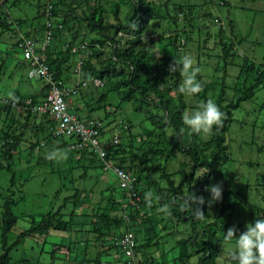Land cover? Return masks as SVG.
<instances>
[{
	"label": "trees",
	"instance_id": "trees-1",
	"mask_svg": "<svg viewBox=\"0 0 264 264\" xmlns=\"http://www.w3.org/2000/svg\"><path fill=\"white\" fill-rule=\"evenodd\" d=\"M5 1L0 0V5L4 4ZM184 1L109 0L108 6H106L97 0H46L41 8L38 5L39 14L45 17L44 31L47 29V22H50L49 28L52 29V38L46 49V62L54 78L71 79L73 62H75V58L79 57L83 61V77L97 76L103 80V85L108 84V90L116 91L117 93L122 92L121 100H127L128 102L138 101L137 106L145 110L141 111L145 115V120H148L151 124V127L145 129V132L139 136L138 140V137L132 135L130 131V123L122 124L123 130L129 131L125 135L127 137L126 141L122 142L123 139H121L118 143L112 144L106 155L107 159L113 161L119 159L118 163L122 161L128 162L129 169L136 177L135 189L140 195L139 206L125 205L127 196L124 190H122L123 200L108 196L102 204L101 201L104 199L99 195L96 202H91V211L85 214L87 218L76 221V225L80 226L78 229L81 232L92 234L93 238L100 239L102 242L106 241V244L103 243L101 245L106 247L97 253L98 255L100 253L110 254L112 249L116 250L114 239L122 235L126 230H131L134 233L136 241L139 238L144 239L142 247L146 248L152 245L154 243L153 238L158 235L155 227L159 228L160 215H164V212H160L158 209L164 204L171 205V215L169 217H174L176 221L183 222L190 219L197 224L199 220L194 218L193 210L191 208H181L182 198L193 195L200 196L202 192H207L205 188L211 182V178L221 172L224 163L228 160L229 145L226 141V132L229 122L232 120L233 111L243 101L251 99L259 87L264 86V60L255 63L253 60L243 57L245 60L238 65L239 71L235 76V83L232 85L234 93L231 98H228L224 78L227 66L231 63L230 56L234 54L233 43L225 33L224 27L220 25L221 22H218L221 21L219 16L212 17L214 23L217 24L218 22V30L216 31L217 40H214L212 48H209V51L216 52L218 64L213 65L211 62L202 59L199 54V51L206 48L207 39L213 37L207 26L204 28L199 24V21L203 18H211L212 13L208 8L216 7L226 2L225 0H217L216 3H214V0H203L201 3H194L190 0ZM126 3L131 6V14L123 20V18L118 16V13L121 6ZM78 7H82L80 13L76 11ZM109 15H113L115 20L110 21ZM10 16L9 12H5L3 16H0V26L5 30L10 29L13 33L16 32L18 34V38L14 41V48L16 47L22 55V51L17 47L18 41L21 40L20 33L26 37H33L36 41L42 40L43 35H37L38 31L34 34L30 31L22 32L21 26L26 19L15 20ZM72 22L76 24L75 29L72 26L74 24H70ZM81 23H85L86 27L90 31L96 32L97 36L90 39H78L81 38L82 30H84ZM151 23L155 28L150 35H146L145 31ZM59 25L61 26L59 27ZM228 25L232 28L231 21H229ZM202 31L205 32V35L201 40ZM67 34L70 37H67ZM154 34L156 35L155 38ZM193 35H198L197 46H195V51L197 50V55L195 53L197 65L200 69L206 71V75L210 76V79L209 81L204 80L202 74L204 71L198 74L197 79L202 83L203 90L193 96H197L195 98L196 102L193 101L192 104H189L188 96L178 91L182 79L179 71L170 73L168 68L175 58L179 60L184 54H187L186 46L193 39ZM83 41L87 44L89 52H85L83 49L71 52L73 45H79ZM154 41L158 44L160 56L151 52V43ZM105 49L108 50V55L102 58ZM220 60H223V75L219 78L217 73L221 71ZM23 62L29 66L25 59H23ZM219 79H222V81H219ZM45 85L43 82L40 90L23 96L16 95L15 99L20 102L22 99L30 97L34 103L44 96ZM216 85H219V89ZM89 89V92L85 93L86 97H89L85 98L87 107L91 103H89L91 97L99 101L105 96V92L98 93L99 88L90 87ZM96 92L97 96L93 97ZM209 98L213 99L225 113V119L223 126H214L211 136L205 139L201 135L192 133L183 124L182 114L188 108L196 110L200 102H206ZM70 104L72 112L78 109V107H74L73 100L70 101ZM89 108L94 109L95 107ZM153 108L160 112L154 113ZM23 112H25L23 117L27 118L26 120H29V117L33 115L32 132L35 131L33 129L34 126H37L43 133L48 131L42 138L44 145L48 144L52 148L55 146L61 148L66 145V148H68V143L73 141V136L65 137L53 134L55 123L48 114L32 112L30 109L23 110ZM7 113L10 112L8 111ZM99 120L103 123L102 134L105 124L102 119L99 118ZM14 124L15 119L11 118L7 128L0 130V165L2 159L11 157L12 152L15 151L17 145L22 141L21 136L24 134V127L18 130ZM122 128L118 133L123 138ZM165 128L171 129L173 133L171 137H166ZM181 128L184 129L182 135L178 134ZM37 131L36 129V133ZM155 131H157L156 139L152 144L145 141L146 137L151 136ZM60 137L64 139L59 141ZM110 138L111 136L107 140ZM137 141L140 143L139 146H135ZM145 142H147L146 146L149 149L152 146L156 147L151 152L153 155L159 151L166 150L168 156L176 157L177 153H182L188 158V161L180 162L178 169L173 172H168L163 167L154 166L152 157H147L143 148L146 144ZM29 147L32 148V145L30 144ZM84 151H74L77 160L83 157ZM85 152L91 156L94 155L91 152ZM88 164L83 165L84 171L80 176L87 173ZM246 164L252 165L254 162L248 160ZM187 166H190V172L187 171ZM198 169L206 170L204 171V176L200 177L202 181L198 182L201 186L193 189L195 172ZM151 173H158L159 181L152 179ZM175 174H179V182L173 178ZM225 182L228 189L223 190L222 193L220 214L227 207L224 201L232 195L236 197L241 190V186H238L235 181L226 179ZM148 191H151L154 197H159L158 201L154 199L151 207H148L145 202V193ZM78 193L79 191H75V193L68 196V198H73L74 207L79 204L83 205L86 202L85 200L79 201L76 199ZM174 201L175 203H173ZM260 201V204L251 214L250 223H254L255 219L264 218V193L261 195ZM14 203L13 199L7 197L2 204L3 210L0 216V245L2 252L0 253V264H10L9 250L17 242L15 241L8 245L6 240L8 232L17 220V216L11 212V206ZM202 210L206 216L205 219H207L202 220L203 238L199 239V233L193 231L194 235L189 233L188 237L179 238L177 244L196 246L191 253L187 251L183 253V250L181 253L186 257L198 255L197 264H217L221 253L219 242L224 241L226 232L221 233L218 237L213 227L215 221H210V214L205 204L202 206ZM59 213L60 208L57 211L48 212L46 217L43 216L37 222H33L18 237L30 235L36 230L40 233L47 232L52 226L54 227L55 215ZM77 214L74 211L70 212L71 217ZM125 215L127 219H125ZM156 215L158 216L157 218ZM88 219L89 222H87ZM87 223H91V228L88 227ZM191 225L194 230L193 223ZM227 227L226 224L221 226V229L225 230ZM88 242L89 238L86 239V243ZM56 245L63 246L61 244ZM79 262H82V264H102L98 256L87 259L85 255L84 260Z\"/></svg>",
	"mask_w": 264,
	"mask_h": 264
},
{
	"label": "rangeland",
	"instance_id": "rangeland-1",
	"mask_svg": "<svg viewBox=\"0 0 264 264\" xmlns=\"http://www.w3.org/2000/svg\"><path fill=\"white\" fill-rule=\"evenodd\" d=\"M46 0H6L0 5V16L5 12H9L10 17L15 20L26 19L21 26L22 32L30 31L32 34H44L45 17L39 14V7ZM96 1V0H94ZM101 4L108 6L109 0H97ZM158 1V0H154ZM182 1L184 0H175ZM194 3H201L203 0H190ZM93 2V1H91ZM217 0H214L216 3ZM225 4L217 5L216 7L208 8L211 10V18H203L199 24L204 28L209 29L213 37L207 39V46L204 50L199 51L200 57L213 65L218 64L216 52L209 51L212 48L213 41L217 40L216 31L218 30V22H221L228 35L229 40L233 43V55L230 56V64L226 69L224 83L227 86L226 95L232 97L234 90L232 85L235 83V76L238 74V65L246 59L253 60L255 63L264 60V0H225ZM84 7V6H83ZM82 7L77 8V13H80ZM131 6L126 3L121 6L118 16L125 20V17L130 16ZM219 16L221 21L214 23L212 17ZM110 21H114L113 15L108 16ZM9 20V19H8ZM231 21L232 28L228 25ZM72 26H75V23ZM82 30L81 38L90 39L97 36L96 32L90 31L85 23H81ZM152 23L145 31L146 35L153 32ZM231 28V29H230ZM201 32V31H200ZM205 32L202 31L200 39L204 38ZM155 38V34L153 35ZM67 37H70L67 34ZM18 38V34L12 30H5L0 26V98H9V93L16 95H26L31 92H36L42 87V80L28 76V69L23 63L20 51L15 47L14 41ZM198 35H193V39L187 44V54L195 56V46H197ZM89 51V49H88ZM102 58L108 55V50L105 49ZM151 52L160 56L158 44L156 41L151 43ZM197 55V53H196ZM245 57V58H243ZM221 71L217 76L222 77L223 60L219 61ZM213 68V67H212ZM118 69V68H117ZM204 71V69H201ZM213 71V69H212ZM205 81H209L206 71L203 73ZM222 81V79H219ZM108 84L103 85L98 89V93L105 92V96L97 101L91 97L89 106L85 111H80L79 108L74 110L79 117L100 118L105 126L102 133V140L107 139L113 134L121 131L122 124L130 123V131L132 135L139 137L145 129L151 127L148 120H145V111L142 107H138V101L128 102L121 100L122 92L108 90ZM219 89V85H216ZM217 90V89H216ZM97 96V92L94 93ZM75 98V97H74ZM197 96H188L189 104L196 102ZM89 107H95L90 109ZM144 107V106H143ZM83 110V109H82ZM142 110V111H141ZM154 113H158L156 108L152 109ZM194 108H188L186 111H194ZM10 113H7V112ZM108 111V113H107ZM25 112L22 108L11 106L0 100V130L6 129L7 124L11 122V118L15 119L14 126L19 128L24 127V134L21 136L22 141L17 145L15 151L12 152L10 158L2 159L0 165V216L3 210L2 204L5 198L13 199L15 203L11 206V212L17 216L15 224L6 236L8 245L17 241L9 250L10 264H82L77 262V255H86L87 259L97 257L110 260V254L99 253L106 246H101L106 241L101 242L97 238H93L92 234L81 232L76 225V221L85 220L86 213H90L91 202H96L98 196L103 197L102 204L108 196H112L118 200H123L122 189L118 186V178L111 169H103L102 160L95 155H89L83 152V157L77 160L75 152L62 146L50 147L44 145L42 138L47 134L34 126L32 129L33 115L24 118ZM88 114V115H87ZM12 124V123H11ZM36 129L38 130L36 133ZM166 137L172 136V131L169 128L164 129ZM129 132V131H128ZM127 130H123V138L119 134V139L125 142ZM157 131L145 141L151 143L156 139ZM202 137V136H201ZM61 138V137H60ZM64 138L58 139L62 141ZM57 140V141H58ZM226 141L229 145L228 160L220 173L211 178L208 185L217 182L223 183V190L228 189L226 179L235 181L240 187L239 194L235 197L230 196L224 201L227 207L222 214L219 213L221 202H215L206 209L210 214V221L214 222L215 231L218 237L221 233L235 225L238 229L237 236L240 232L246 230V225L251 222V214L254 209L260 204V197L264 193V86L259 87L255 95L241 103V105L233 111L232 120L229 122L226 132ZM144 149L147 157H152L154 166L163 167L168 172H173L178 169L180 162L188 161L182 153H177L176 157L168 156L166 150H162L153 155L151 149L147 148V142ZM32 145V148L29 145ZM138 141L135 146H139ZM54 149H62L67 151V160L56 162L46 158V154ZM118 158V157H117ZM252 160L254 164L247 165L246 162ZM88 161L90 162L88 164ZM118 163L119 159L114 160ZM87 165V173L80 176L83 171V165ZM151 164V163H150ZM123 165L129 169V164L122 161ZM187 171L190 172V166H187ZM206 169H198L195 172L193 189L199 188ZM129 171H131L129 169ZM152 179L157 181L158 173H151ZM179 174L174 175V179L178 181ZM143 177V176H142ZM201 177V178H200ZM199 182V183H198ZM79 191L76 197L79 201H86L83 205L79 204L74 207L73 198H68L71 194ZM200 196L205 198V201L210 197V193H201ZM202 207V206H201ZM60 208V213L56 214V220L53 221L54 227L47 232H39L36 230L30 235L18 237V235L27 229L33 222H37L43 216H47L50 211H57ZM74 211V217L70 216V212ZM85 212V213H84ZM82 214V215H80ZM159 228L155 230L158 235L153 238L154 243L147 248L142 247L144 239H138V254L140 259H151L154 264H197L198 255L190 257L183 256L184 252L191 253L196 246L190 244L180 245L177 240L181 237H188L191 233H199V239L203 238V222L198 221L197 224L192 220L187 219L186 222L176 221L174 217H169L164 213L160 215ZM158 216L156 215V218ZM70 218L71 221H70ZM61 219V220H60ZM207 220V219H205ZM204 221V220H203ZM89 222V219L87 220ZM193 223L194 230L191 228ZM227 224L225 230L221 226ZM56 225V226H55ZM91 228V223H87ZM166 227V228H165ZM87 228V227H86ZM194 231V232H193ZM149 235V234H147ZM151 236V235H150ZM89 242L86 243V239ZM55 244H61L59 246ZM88 245V246H86ZM221 249L220 257L217 264H233L230 259V251L235 247L234 240L231 242H219ZM186 249V250H185ZM54 250V251H53ZM183 250V253L181 251ZM1 245H0V253ZM181 253V254H180ZM151 254V255H150ZM162 255V256H161ZM146 256V257H145ZM82 260V259H81ZM149 262L151 264L152 262ZM166 261V262H165ZM77 262V263H75ZM92 263V262H91Z\"/></svg>",
	"mask_w": 264,
	"mask_h": 264
},
{
	"label": "built area",
	"instance_id": "built-area-1",
	"mask_svg": "<svg viewBox=\"0 0 264 264\" xmlns=\"http://www.w3.org/2000/svg\"><path fill=\"white\" fill-rule=\"evenodd\" d=\"M42 41L37 42L35 38L26 37L20 33L21 40L17 47L22 51L23 59L29 64L28 75L35 79H41L46 84L44 96L33 103L30 97L18 102L7 97L0 100L11 106H18L24 110L30 109L32 112L46 113L54 121L53 134L58 136L72 137L67 147L70 150L81 152L88 151L96 155L103 162V169H111L118 178L119 186L125 190L127 195L126 206L138 207L140 195L135 189V176L122 167L119 163L107 159L108 149L112 144L119 142V135L114 133L109 140H102L101 129L103 123L99 119H80L77 114L71 112L70 101L73 96L87 86H102V80L97 77L83 78L80 75L82 60H76L73 70L74 75L71 79H55L49 65L46 62V49L51 41L50 22H47ZM61 25H59L60 27ZM86 43L74 45L71 52L78 49H86ZM125 219L127 216L125 215ZM117 252L114 254L113 263L118 264H141L136 254V240L131 230H126L122 235L114 239ZM102 264H109L103 261Z\"/></svg>",
	"mask_w": 264,
	"mask_h": 264
},
{
	"label": "clouds",
	"instance_id": "clouds-1",
	"mask_svg": "<svg viewBox=\"0 0 264 264\" xmlns=\"http://www.w3.org/2000/svg\"><path fill=\"white\" fill-rule=\"evenodd\" d=\"M44 34H45V31H44ZM44 34H43V37H44ZM40 41H37V42H40ZM81 43H85V41ZM84 51L89 52L87 45ZM77 59H79V57L75 58V62ZM75 62H73V66ZM82 67H83V61H82L81 72H80L81 77H83ZM168 70L170 73H175L176 71H179L180 73V76L182 79H181V83L178 88L179 93L190 97V96H194L200 93L203 90L202 83L197 79V76L201 72V69L197 65V60L194 56L190 54H184L179 60L175 58V60L169 64ZM28 72H29V67H28ZM71 72L73 76L75 74L73 68ZM91 77H94V76H91ZM91 77H87V78H91ZM102 86H103V80H102ZM90 87H93V86L89 85L86 88L81 89L77 95L72 97L71 100H73L74 97H77L80 94V92L82 93L89 92ZM100 87H96V88H100ZM95 96L96 94H94L93 97ZM9 98L12 100H15L14 94L9 93ZM69 110L71 111V108ZM80 119L88 120V119H97V118L83 117ZM224 119H225V113L221 110V108L217 105V103L211 98L207 99L206 102H200L197 105L196 110L184 111L182 114L183 124L186 125L187 128L192 133L201 135L205 139L211 136L214 126L216 127L223 126ZM183 132H184V129L181 128L178 134L182 135ZM138 139L139 137L137 138V140ZM46 158L49 160L56 161V162H61V161L67 160L68 153L67 151L62 150V149H54L46 154ZM124 168L129 171V169H127L126 167ZM129 172L132 175H134L131 171ZM135 183H136V180H135ZM205 191H208L210 193V197L207 200V202L205 201V198L203 196L193 195L191 197L182 198L183 203L181 204V208L182 209L191 208L193 210L194 218L198 220H204L206 218L201 206L207 203L208 206L211 207L213 203L222 200L223 183L217 182L215 184L208 185L206 186ZM154 199L158 201L159 197H154V194L151 191H148L145 193V202L148 207H151L153 205ZM173 203H175V201ZM158 211L164 212L167 215H171V205L164 204L158 209ZM237 232H238L237 227L233 225L227 229L224 235V241L231 242L234 240L235 242V247L230 251V259L233 262V264H264V218L255 219L254 223H248L246 225V230L243 232H240L238 236L236 234ZM137 244H136V254H137ZM112 250L113 252L112 251L111 252L114 254L117 252V249L116 250L112 249ZM114 254H113V257H114ZM113 257L110 260H104V261H108L109 264H114ZM115 264H118V263H115Z\"/></svg>",
	"mask_w": 264,
	"mask_h": 264
},
{
	"label": "crops",
	"instance_id": "crops-1",
	"mask_svg": "<svg viewBox=\"0 0 264 264\" xmlns=\"http://www.w3.org/2000/svg\"><path fill=\"white\" fill-rule=\"evenodd\" d=\"M25 65H26V68L28 69V65L25 63V62H23ZM43 85V84H42ZM40 90V89H39ZM85 98L87 99V98H89V97H86V95H85V92L84 93H82V94H79L77 97H75L74 99H73V102H74V107H78L79 108V110L80 111H85V109L87 108V106H86V101H85ZM91 99V98H90ZM76 100V101H75ZM83 109V110H82ZM89 116V115H88ZM100 240V239H99ZM102 242V241H101ZM147 248V247H146ZM112 252H113V250H112ZM111 252V259H112V257H113V254L114 253H112ZM137 254H138V252H137ZM151 255V254H150ZM84 257H85V255H82V256H80V255H77V257H75L76 259V261L78 262L79 260H84ZM146 257V256H145ZM104 260H107V259H103L102 261H104ZM140 260H141V262H142V264H146V263H149L150 261H151V259L149 260V258L148 257H146V259H142V258H140ZM77 262H75V263H77ZM152 262V261H151ZM151 264H154L153 262L151 263Z\"/></svg>",
	"mask_w": 264,
	"mask_h": 264
}]
</instances>
